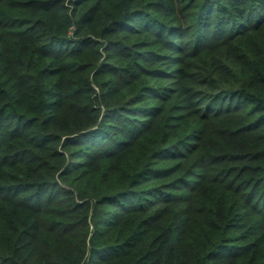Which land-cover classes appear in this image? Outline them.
Wrapping results in <instances>:
<instances>
[{
    "label": "trees",
    "instance_id": "16d2710c",
    "mask_svg": "<svg viewBox=\"0 0 264 264\" xmlns=\"http://www.w3.org/2000/svg\"><path fill=\"white\" fill-rule=\"evenodd\" d=\"M0 264H264V0H0Z\"/></svg>",
    "mask_w": 264,
    "mask_h": 264
}]
</instances>
